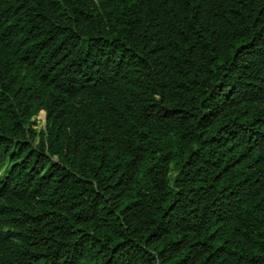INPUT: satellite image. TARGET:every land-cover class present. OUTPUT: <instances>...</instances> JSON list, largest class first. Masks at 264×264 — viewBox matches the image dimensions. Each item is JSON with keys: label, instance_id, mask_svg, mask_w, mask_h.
Segmentation results:
<instances>
[{"label": "trees", "instance_id": "trees-1", "mask_svg": "<svg viewBox=\"0 0 264 264\" xmlns=\"http://www.w3.org/2000/svg\"><path fill=\"white\" fill-rule=\"evenodd\" d=\"M0 264H264V0H0Z\"/></svg>", "mask_w": 264, "mask_h": 264}, {"label": "rangeland", "instance_id": "rangeland-1", "mask_svg": "<svg viewBox=\"0 0 264 264\" xmlns=\"http://www.w3.org/2000/svg\"><path fill=\"white\" fill-rule=\"evenodd\" d=\"M34 117L36 119V123H35L36 127L37 128L43 127V124H44V111L40 110Z\"/></svg>", "mask_w": 264, "mask_h": 264}]
</instances>
